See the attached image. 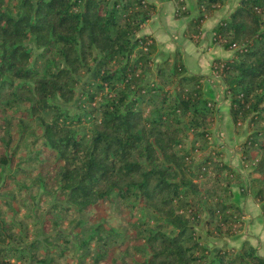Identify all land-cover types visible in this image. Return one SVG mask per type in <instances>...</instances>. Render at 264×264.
Masks as SVG:
<instances>
[{
    "label": "trees",
    "instance_id": "trees-1",
    "mask_svg": "<svg viewBox=\"0 0 264 264\" xmlns=\"http://www.w3.org/2000/svg\"><path fill=\"white\" fill-rule=\"evenodd\" d=\"M224 2L197 0L199 14L186 35H197L203 19ZM152 10L145 0H0L2 186L14 178L6 169L18 150L15 117L20 138L28 123L40 129L34 145L41 147L31 160L42 153L53 164L43 159L34 169L36 184L58 200L46 210L43 240L26 241L0 205V264H14V256L18 264H45L52 252L45 245L56 228L52 214H82L113 201L131 216L137 208L144 212L131 221L132 244L118 254L120 264H264L248 240L239 248L210 249L196 230L206 215L207 236L240 231L241 209L229 200L230 180L239 175L219 151L193 156L210 144L215 101L203 91L207 76L189 74L178 51L149 76L157 44L140 31ZM177 15L187 16V9ZM212 38L232 51L229 58L214 59L212 72L222 79L235 130L246 126L241 158L251 161L256 152L252 166L259 176L251 180L264 182V0H238ZM30 43L39 50L35 55ZM188 133L191 148L184 150ZM239 188L241 197L249 192ZM77 226L79 246L94 242L98 249L90 263L78 258L71 264H116V258L102 260L116 250L109 240L118 233L82 218Z\"/></svg>",
    "mask_w": 264,
    "mask_h": 264
},
{
    "label": "rangeland",
    "instance_id": "rangeland-1",
    "mask_svg": "<svg viewBox=\"0 0 264 264\" xmlns=\"http://www.w3.org/2000/svg\"><path fill=\"white\" fill-rule=\"evenodd\" d=\"M231 2H233V0H231ZM29 45L32 47L34 51L33 54L35 55L39 50L34 44L30 43ZM174 53L171 56H173ZM156 58L155 54L154 60L156 61L152 70L149 72L151 78H154L155 69L157 68L156 65L158 64V59ZM214 73L215 72L213 71L211 74L207 75L203 82L204 84L208 83V86L211 87L208 89L203 84L206 92L208 90V92L216 99H213L215 101L213 107L214 114L211 124L209 125L210 144H208L205 149L198 151L195 150L193 156L199 158L205 155V153L207 154L210 152L209 150L215 152L219 151V156H221L222 161L228 163L236 171L239 176L238 178L234 176L230 180L232 197L229 200L238 203L244 221L241 224L240 231L234 236L215 238L207 236L205 225L207 216L202 215L201 222L196 227V230L210 249L231 246L239 248L244 240H248L254 246L256 244L257 246L255 247L257 249V247L261 246L264 241V207L262 206L264 197L257 200L255 195L259 189L264 187V182H253L251 180L252 177L259 176L258 173L253 172L252 166V161L256 160V152L253 151L251 153V161L244 162L243 158H241V154L238 151V145L242 143L247 136L246 126L243 125L242 128L239 127L240 129L236 131L234 124V129L232 130L229 125V120L228 123L225 122L228 119L226 116L229 114V101L224 98V85L221 77H218ZM226 102H228V104H226ZM68 107L73 109L74 104H68ZM14 118L15 117H12V133H15V142L19 144L17 154L14 156L12 163L9 164V169H6V173L12 174L14 178L8 179V182L4 186H2L3 178L0 179L1 210L7 221L15 222V225H17L16 231H22V236L26 234V241L33 239L43 240V233L45 231L43 221L47 218L46 210L51 203H56L58 200H56L54 196L45 194V191L36 184L34 175L36 172L34 171L41 167L40 163L43 159H46V166H52L53 158L51 159L40 153L38 161L34 163L32 162L31 158L36 156V153L41 147V144L39 143L34 145V141H36L37 136L40 137L41 131L34 124L28 123L20 138L19 133L21 129L17 125V121L13 120ZM234 133L238 135L236 136ZM188 134L189 138L185 137L183 139L181 149L186 150L191 148L190 141L193 136L191 133ZM198 142H196L195 145H201V141ZM42 149H44V147H42ZM16 180L20 185L16 183ZM199 181L202 182V178ZM240 184L243 187L247 186L249 191L247 195L243 197L239 195ZM52 191L54 192L55 190H48V192ZM224 194L226 193H221V195ZM221 195L219 196L221 197ZM9 203L11 204L10 206L8 205ZM142 213L144 212H141V210L137 208L135 215L131 216L128 208H125L124 205L117 201H113L110 203L99 202L82 214H76L71 210H61L58 211V213L52 214H56V228L49 232L53 235L50 239L52 242L45 245V247L48 246V249L52 251L51 256L49 257L50 260L45 264H71L78 258H83L85 263H90L89 258L96 252L98 247L92 242L90 244L91 248L89 246L84 248L79 246L78 242L75 240L74 233L79 230L77 221L81 218L85 219L88 223H101L104 228H112L114 232L118 233L117 235H113L109 240L111 243L110 246H116V250L112 249L105 255L102 261L109 262L110 258H116V264H120L121 260H119L118 254L122 253L132 244L130 239V235L133 232L130 227L131 221L135 218H140ZM49 220L50 219H48V221ZM152 223L153 222H150V224ZM55 232L62 233L64 236L60 237L56 235ZM262 245L264 247V244ZM60 252L63 253L60 254ZM259 254L264 256V248L261 249ZM11 261L14 264L19 263L15 260V256Z\"/></svg>",
    "mask_w": 264,
    "mask_h": 264
},
{
    "label": "crops",
    "instance_id": "crops-1",
    "mask_svg": "<svg viewBox=\"0 0 264 264\" xmlns=\"http://www.w3.org/2000/svg\"><path fill=\"white\" fill-rule=\"evenodd\" d=\"M145 1L153 4V10L149 18L143 23L141 34L149 35L154 38L157 44L156 59H158V63L171 56L176 50L181 54L189 74L207 76L212 73L214 59H225L231 56L232 51L224 50L215 43L212 35L214 26L221 18L226 17L234 9L238 0H233V2H231V0H225L220 8L203 19L200 32L191 37L186 35V29L189 27L191 18L199 14L197 0H183L188 12V15L184 17L174 13L175 2L173 0ZM204 85L208 89L211 88L208 86V83ZM203 91H205V95L216 100L208 90L206 92L204 86ZM226 104H228V102H226ZM226 117H228V119L225 122L228 123L229 120V125L233 130L234 126L229 114H227ZM234 135L237 136L238 134L234 133ZM262 244H264V241ZM262 244L257 247L258 253L264 248ZM255 246L257 245L255 244Z\"/></svg>",
    "mask_w": 264,
    "mask_h": 264
},
{
    "label": "built area",
    "instance_id": "built-area-1",
    "mask_svg": "<svg viewBox=\"0 0 264 264\" xmlns=\"http://www.w3.org/2000/svg\"><path fill=\"white\" fill-rule=\"evenodd\" d=\"M173 1L175 2V13L176 14H179V13H181V11L186 9L183 0H173ZM176 2H181V4H176Z\"/></svg>",
    "mask_w": 264,
    "mask_h": 264
}]
</instances>
